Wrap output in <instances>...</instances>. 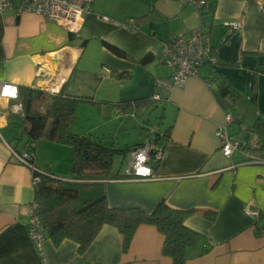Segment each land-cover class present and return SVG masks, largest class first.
Returning a JSON list of instances; mask_svg holds the SVG:
<instances>
[{
	"label": "crops",
	"instance_id": "0c3cea01",
	"mask_svg": "<svg viewBox=\"0 0 264 264\" xmlns=\"http://www.w3.org/2000/svg\"><path fill=\"white\" fill-rule=\"evenodd\" d=\"M145 1L93 0L79 34L64 20L7 10L0 14V80L49 91L46 77L52 75L60 90L105 102L102 112L160 93L155 132L169 131L165 155L153 163L154 178L107 181L108 204L150 212L165 199L171 207L191 210L185 224L200 238L187 248L186 264H264V234L245 213L246 207L259 209L264 227V162H245L246 151L260 155L256 148L264 139V0ZM173 17L179 22L169 21ZM129 19L136 29L123 26ZM229 21L240 26L227 35ZM195 28L206 32L218 64H205L181 87H156L158 78L172 72L160 60L163 41ZM105 42L127 57L117 56ZM149 52L154 59L142 64ZM217 78L241 95L232 107L221 97ZM13 103L0 98V264H173L163 253L164 234L151 224L137 228L126 250L123 234L111 224L103 225L82 252L72 239L55 243L48 231L41 250L34 244L29 232L33 173L11 154V147L26 149L28 136ZM149 107L132 105L123 112L134 115ZM228 113L229 134L240 145L231 157L223 155L216 134ZM56 149L59 158L53 163L47 156ZM71 160L70 144L44 139L35 145L37 166L60 178L71 176ZM127 168L114 166V171L122 176Z\"/></svg>",
	"mask_w": 264,
	"mask_h": 264
},
{
	"label": "trees",
	"instance_id": "16d2710c",
	"mask_svg": "<svg viewBox=\"0 0 264 264\" xmlns=\"http://www.w3.org/2000/svg\"><path fill=\"white\" fill-rule=\"evenodd\" d=\"M85 43L86 40L83 41V44ZM105 46L117 56L127 57L125 51L119 47L107 42ZM153 59L154 54L149 52L140 62L146 64ZM217 81L221 97L232 107L241 95L227 80L217 78ZM19 91L20 101L24 106L21 118L28 136L27 147L31 143L36 145L40 139L72 146L69 178H60L49 170H42L34 161L38 168L35 174L40 179L34 186L35 201L39 204L38 212L45 231H48L53 241L58 244L63 239H72L79 244V251L82 252L95 239L103 225L111 224L123 234V246L126 250L137 228L141 224H151L165 236L163 253L173 259V264H186L187 248L200 238L197 231L185 224V217L191 210L171 207L165 199L159 200L150 212L140 207L120 208L108 204L106 182L123 176L114 171L115 157L118 154L130 153L143 143L117 148L113 142L94 134L81 135L73 132L75 111L79 102H105L92 96L71 95L64 89L50 92L31 86H20ZM157 102H154L151 96L114 105L125 111L132 105L136 108L156 107ZM261 123L258 122L259 125ZM151 135L149 140H153L165 150L169 131L152 132ZM261 142L256 148L260 155L264 154V139Z\"/></svg>",
	"mask_w": 264,
	"mask_h": 264
},
{
	"label": "built area",
	"instance_id": "2783aa9c",
	"mask_svg": "<svg viewBox=\"0 0 264 264\" xmlns=\"http://www.w3.org/2000/svg\"><path fill=\"white\" fill-rule=\"evenodd\" d=\"M93 0H0V14L9 9L16 8L18 14L25 12L36 13L49 18L64 20L68 24L71 32L79 34L85 15L91 11ZM105 20H110L106 15L102 16ZM126 28L136 29L133 19L126 20L123 23ZM240 24L236 21H229L226 23V34H230L234 29H237ZM160 60L172 69V72L167 77L158 78L156 80V87L172 90L174 87H181L186 80L193 76H199L201 68L205 64H218V58L213 47L209 42V37L202 28H195L187 33L175 34L163 41L160 50ZM49 81L48 90L50 92L60 91V86L55 83L54 76L46 77ZM57 79V77H56ZM58 84L62 83L57 79ZM12 86L16 90V95L5 96L3 89L5 86ZM0 98H7L13 100L14 111L23 116L24 106L20 101V91L17 84L0 80ZM153 101L162 99L160 93L155 92L152 96ZM232 121V115H226V121L223 123L216 134L221 139V151L224 156L231 157L233 152L240 148L239 143L230 136L229 124ZM34 143H31L24 151H17L11 147V154L17 162L27 165L31 168L33 173V185L40 182L35 171L38 169L34 163ZM147 156L143 162L139 160L141 154ZM165 155V150L159 147L153 140H147L143 145L137 147L131 152L130 166L127 168L125 174L120 179H151L154 178L153 163L160 161ZM247 163L264 162V157L256 155L251 151H246ZM140 167H147L151 172L147 175H138L137 169ZM39 204L37 201L32 203L31 218L29 221V232L34 244L41 250L42 242L45 238V228L42 219L38 212ZM245 213L255 219L258 230L264 234V227L259 222L261 219V212L259 209L246 207Z\"/></svg>",
	"mask_w": 264,
	"mask_h": 264
},
{
	"label": "rangeland",
	"instance_id": "374dc122",
	"mask_svg": "<svg viewBox=\"0 0 264 264\" xmlns=\"http://www.w3.org/2000/svg\"><path fill=\"white\" fill-rule=\"evenodd\" d=\"M144 2L147 1L144 0ZM175 20L179 22L177 17H173L169 21ZM161 28L163 29L164 25ZM107 108L102 112V104L79 102L75 111L73 132L75 133L77 132L75 130H78L81 135L82 133H92L106 141L113 142L117 148H126L147 139L152 132H155L161 121L160 106H150L145 111H135L134 115L132 114V112L134 113L133 110L125 114L116 107H113L114 109ZM49 153L47 158L53 159L51 161L57 163L56 157L59 158L60 150L56 149ZM130 155L129 153L118 154L115 157L116 168L126 169L129 167Z\"/></svg>",
	"mask_w": 264,
	"mask_h": 264
},
{
	"label": "clouds",
	"instance_id": "9594fccd",
	"mask_svg": "<svg viewBox=\"0 0 264 264\" xmlns=\"http://www.w3.org/2000/svg\"><path fill=\"white\" fill-rule=\"evenodd\" d=\"M3 95L8 96V95H12L13 97H15L16 95V90L14 88H12V86H5V88L3 89ZM147 159V156L144 155L143 153L139 156V160L141 162L145 161ZM151 172L150 168L147 167H140L137 169V174L138 175H147Z\"/></svg>",
	"mask_w": 264,
	"mask_h": 264
}]
</instances>
